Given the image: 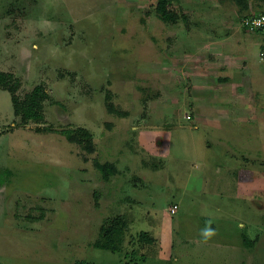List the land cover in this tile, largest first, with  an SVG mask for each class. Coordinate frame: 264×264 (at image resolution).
Listing matches in <instances>:
<instances>
[{
  "label": "rangeland",
  "instance_id": "rangeland-1",
  "mask_svg": "<svg viewBox=\"0 0 264 264\" xmlns=\"http://www.w3.org/2000/svg\"><path fill=\"white\" fill-rule=\"evenodd\" d=\"M158 1L0 0V70L49 95L22 126L0 89V264H264V0Z\"/></svg>",
  "mask_w": 264,
  "mask_h": 264
},
{
  "label": "trees",
  "instance_id": "trees-1",
  "mask_svg": "<svg viewBox=\"0 0 264 264\" xmlns=\"http://www.w3.org/2000/svg\"><path fill=\"white\" fill-rule=\"evenodd\" d=\"M234 1L240 5H247V0ZM168 5V0H159L156 6V12L159 18L165 23L176 22L177 16L169 10ZM0 89L7 91L11 95L14 115L19 118L22 126H26L30 122L43 123L45 121L44 104L48 100L49 95L43 86L35 87L31 93L21 98L18 94L20 90L19 80L13 74L0 70ZM107 107L108 112L111 114L119 117L126 116V113L118 110L113 104H109ZM64 135L70 143L85 146V149L89 152L93 151L92 136L87 130H67L64 132ZM96 168L105 182L110 181L111 177L118 174L117 167L110 163H97ZM127 229L128 221H126L125 217H117L110 225H103L100 230V237L94 244L95 249L111 251L113 253L120 252L122 250L123 236ZM140 238L147 245L152 242V238L146 233H142ZM244 241L248 245L251 244L248 239ZM82 264L88 263L83 262Z\"/></svg>",
  "mask_w": 264,
  "mask_h": 264
},
{
  "label": "built area",
  "instance_id": "built-area-1",
  "mask_svg": "<svg viewBox=\"0 0 264 264\" xmlns=\"http://www.w3.org/2000/svg\"><path fill=\"white\" fill-rule=\"evenodd\" d=\"M242 27L249 33H260L264 35V12L257 15H250L242 20ZM259 59L264 63V43L261 46ZM178 207L175 206L172 210L174 213Z\"/></svg>",
  "mask_w": 264,
  "mask_h": 264
},
{
  "label": "crops",
  "instance_id": "crops-1",
  "mask_svg": "<svg viewBox=\"0 0 264 264\" xmlns=\"http://www.w3.org/2000/svg\"><path fill=\"white\" fill-rule=\"evenodd\" d=\"M262 45V44H261Z\"/></svg>",
  "mask_w": 264,
  "mask_h": 264
}]
</instances>
